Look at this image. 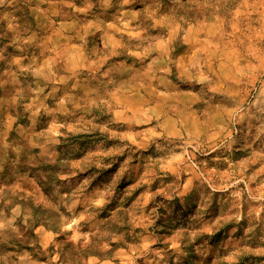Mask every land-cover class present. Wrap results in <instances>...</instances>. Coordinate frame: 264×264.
<instances>
[{
  "label": "rangeland",
  "instance_id": "obj_1",
  "mask_svg": "<svg viewBox=\"0 0 264 264\" xmlns=\"http://www.w3.org/2000/svg\"><path fill=\"white\" fill-rule=\"evenodd\" d=\"M0 264H264V0H0Z\"/></svg>",
  "mask_w": 264,
  "mask_h": 264
}]
</instances>
